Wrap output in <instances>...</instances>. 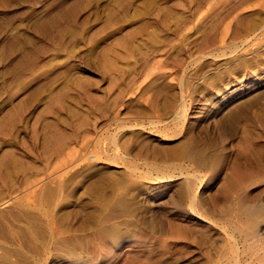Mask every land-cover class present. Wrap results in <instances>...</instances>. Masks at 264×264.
<instances>
[{
    "label": "rangeland",
    "instance_id": "rangeland-1",
    "mask_svg": "<svg viewBox=\"0 0 264 264\" xmlns=\"http://www.w3.org/2000/svg\"><path fill=\"white\" fill-rule=\"evenodd\" d=\"M238 201L264 205V0H0L12 264H256Z\"/></svg>",
    "mask_w": 264,
    "mask_h": 264
},
{
    "label": "bare ground",
    "instance_id": "bare-ground-1",
    "mask_svg": "<svg viewBox=\"0 0 264 264\" xmlns=\"http://www.w3.org/2000/svg\"><path fill=\"white\" fill-rule=\"evenodd\" d=\"M244 110V109H243ZM259 112V111H257ZM258 118V117H257ZM209 122V121H208ZM245 127V126H244ZM245 130L247 129L246 127L244 128ZM208 131V130H207ZM244 133V132H243ZM220 137V136H219ZM206 138V137H205ZM243 138V137H242ZM248 138V137H247ZM190 144L188 145L187 143V147L185 146L183 150L179 151L178 153L180 154L181 157L188 159V161L191 160V162L193 161L195 164L201 166L204 163L205 155H206V151L208 150V148L211 146L209 139L206 140H202L199 141L198 139H191ZM243 144V143H242ZM245 146V145H244ZM183 148V147H182ZM181 148V149H182ZM236 148V147H235ZM121 157V156H120ZM205 164V163H204ZM232 179L229 180V182L225 183L222 191L224 193V195H228L231 194V192H233L235 185H237V182L242 179L243 175L242 173L236 171L233 172L232 174ZM244 178V177H243ZM238 187V186H236ZM184 190V189H181ZM177 197L179 199H184L187 198L188 201L192 202V200H195V194L192 193L191 189L186 188V190L183 192H178L177 193ZM180 201V200H179ZM185 201V200H184ZM187 201V202H188ZM240 201V200H239ZM239 201L237 203H239ZM235 203V205L237 204ZM239 206V212L240 214H243V216H245L246 219V229H247V240L248 241L250 239L253 240L251 241V245L250 248H253V245L255 244V235L257 234V231H259V225L261 223H264V205H258V206H249L246 204H241V202L239 204H237ZM237 209V208H236ZM9 214L7 213H0V222L3 223V220L5 218L8 217ZM141 215V214H140ZM7 216V217H6ZM8 219V218H7ZM245 222V221H244ZM259 233V232H258ZM176 237V236H175ZM229 238V237H228ZM231 238V237H230ZM229 238V239H230ZM231 240V239H230ZM230 242V241H229ZM249 242V241H248ZM247 242V243H248ZM244 243L246 244L245 240ZM254 243V244H253ZM1 244V243H0ZM249 244V243H248ZM253 244V245H252ZM262 245V244H260ZM248 246V245H247ZM256 247V246H255ZM55 248V247H54ZM245 248V247H244ZM259 248V247H258ZM261 248V246H260ZM231 249V248H230ZM237 249V248H236ZM256 249V248H255ZM56 250V249H55ZM254 250V249H253ZM262 250V255H261V259H258L256 256V259H258L256 264H264V244L261 248ZM230 251V250H229ZM234 252V250H233ZM239 252V251H238ZM237 251H235L233 254V259L229 260L228 264H240V258H239V253ZM252 252H255L252 251ZM256 255V254H255ZM10 256H8V254L4 251V249L0 246V264H12L11 260L9 258ZM251 257V256H250ZM253 258V257H251ZM255 260V259H254ZM14 261V260H13ZM253 262V261H252ZM226 263V262H225ZM245 263V262H244ZM16 264V263H14ZM22 264V263H21ZM242 264V263H241ZM252 264V263H251Z\"/></svg>",
    "mask_w": 264,
    "mask_h": 264
}]
</instances>
